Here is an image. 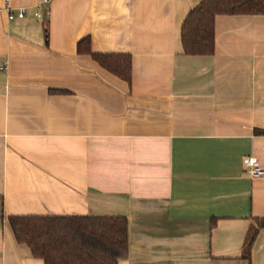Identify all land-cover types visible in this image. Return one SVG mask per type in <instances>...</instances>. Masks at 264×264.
I'll return each mask as SVG.
<instances>
[{"label":"crops","instance_id":"1","mask_svg":"<svg viewBox=\"0 0 264 264\" xmlns=\"http://www.w3.org/2000/svg\"><path fill=\"white\" fill-rule=\"evenodd\" d=\"M199 1L0 0V264H44L8 222L28 214L124 216L118 264H248L264 216V176L243 163L264 168V14L215 15L212 53L187 55L180 27ZM85 36L129 55V82L77 52Z\"/></svg>","mask_w":264,"mask_h":264},{"label":"trees","instance_id":"2","mask_svg":"<svg viewBox=\"0 0 264 264\" xmlns=\"http://www.w3.org/2000/svg\"><path fill=\"white\" fill-rule=\"evenodd\" d=\"M217 14H264V0H200L190 8L180 27L185 54L212 53L213 20ZM76 50L90 54L101 67L129 82L128 54L92 52L88 36L77 42ZM8 222L16 241L26 244L31 254L41 258L44 264H118L119 259L128 255L124 216L28 214L10 215ZM261 228H264V216L256 218L255 225L246 233L241 256L248 264H251L252 244Z\"/></svg>","mask_w":264,"mask_h":264},{"label":"built area","instance_id":"3","mask_svg":"<svg viewBox=\"0 0 264 264\" xmlns=\"http://www.w3.org/2000/svg\"><path fill=\"white\" fill-rule=\"evenodd\" d=\"M50 1L51 0H42V3L48 4ZM23 14H24L23 11H19L17 13V16L22 17ZM34 15L36 17L41 16V14L38 11L34 12ZM12 17H13V14L9 12L8 18H12ZM243 163H244L245 171L247 172L250 178H257V177L264 176V168L261 165L257 157L253 155H247L244 157Z\"/></svg>","mask_w":264,"mask_h":264}]
</instances>
